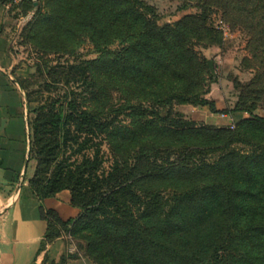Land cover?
<instances>
[{
	"label": "trees",
	"instance_id": "obj_1",
	"mask_svg": "<svg viewBox=\"0 0 264 264\" xmlns=\"http://www.w3.org/2000/svg\"><path fill=\"white\" fill-rule=\"evenodd\" d=\"M30 3L33 5L31 0H21L14 9ZM144 9L154 13L140 0H70L68 13L46 20L52 26L90 31L91 41L99 49L110 44L100 45L101 29L120 32L128 26L131 32L138 33L131 38L124 62L117 59L109 64L131 75L125 84L133 93L146 94L151 99L150 107L129 103L111 110L105 118L81 110L68 100L60 112L56 109L58 101L36 111L47 109L29 128L30 160L39 167L29 189L41 201L69 191L71 204L80 210L78 220L66 223L48 212L47 218L59 226L51 224L49 239L70 236L95 264H104L108 255L121 258L126 253L131 254L134 264H150L157 252L162 257L159 264H264V137L259 139L256 150L245 153L234 148L241 142L236 132L213 134L169 119L175 102L207 106L213 114L217 112L214 103L196 92L202 79L193 80L192 72L198 64L185 47L187 29L152 25L140 13ZM237 111L251 117L238 128L256 126L264 134V118L253 115L251 110ZM125 112H131L132 129H115L118 116ZM104 135L129 143L132 150L139 148V155L134 153L135 162L147 158L143 142L156 141L164 135L179 139L205 137L210 141V151L218 155L210 164L205 161L203 166L178 168L186 179L204 178L201 187L168 195L151 188L140 191L141 178L137 179V168L128 165V160H114L109 170L103 168L99 158L101 143L95 141ZM220 135L227 137L223 144L218 143ZM94 148V156L89 157L87 152ZM76 156L81 159L75 160ZM51 169V175L40 178ZM146 177L151 181L155 176L148 173ZM184 225L191 228L188 250L163 241L185 231ZM84 229L90 231L87 245L79 242L78 231Z\"/></svg>",
	"mask_w": 264,
	"mask_h": 264
},
{
	"label": "rangeland",
	"instance_id": "obj_2",
	"mask_svg": "<svg viewBox=\"0 0 264 264\" xmlns=\"http://www.w3.org/2000/svg\"><path fill=\"white\" fill-rule=\"evenodd\" d=\"M33 5L14 9L17 3L6 1L7 13L13 20L11 38L12 52L17 58L19 74L16 80L21 86L28 108V125L45 111L36 112L56 102L60 112L65 101H73L81 110H87L105 118L113 109L129 103L151 106L146 94L133 93L125 80L131 75L112 68L109 61L124 62L126 51L138 33L128 26L120 32H103L98 36L100 45L108 42L107 48H97L91 41L90 31L68 29L66 26H52L46 20L68 13L70 0H31ZM79 1V0H78ZM151 7L153 14L145 9L140 13L161 29L166 26H184L188 32L185 47L190 56L197 58L198 67L192 72L193 80L201 77L202 84L196 90L202 97L215 104L216 114L207 106H194L175 102L169 119L177 120L194 129L239 134L240 143L236 150L250 153L256 150L260 138L264 137L259 127L239 124L250 115L239 110H251L253 115L264 118V0H140ZM131 22L130 19H128ZM140 29V26H138ZM106 32V33H105ZM97 37V36H96ZM109 37H111L109 39ZM15 42V45H14ZM121 55V57H117ZM111 59V60H110ZM65 97L67 99L65 100ZM115 129H132L131 112L118 116ZM112 129V133L115 132ZM30 130V129H29ZM31 135V131H30ZM220 135L218 143H225ZM51 136H48V139ZM179 139L164 135L156 141L143 142L146 160L133 161L139 148L130 144L101 136L95 143H101L99 158L103 168L109 170L114 160L126 161L137 168L136 177L141 178L140 191L151 188L168 195L171 192L192 187H201L205 179H186L179 167L203 166L216 159L218 154L210 151L209 139L201 136H186ZM31 142V139H30ZM264 146V143H263ZM96 149L87 152L93 157ZM133 151V152H132ZM75 160L81 157L76 156ZM34 173L38 167L30 160ZM42 174L40 178L52 174ZM154 179L149 181L146 175ZM144 230L147 227L141 223ZM183 225V224H182ZM177 232L176 237L164 238V242L183 251L188 250L191 228ZM81 245H87L90 231H78ZM156 237V236H155ZM157 241L158 238L156 237ZM157 252L150 264L161 263ZM104 264H134L130 253L121 258L108 255Z\"/></svg>",
	"mask_w": 264,
	"mask_h": 264
},
{
	"label": "crops",
	"instance_id": "obj_3",
	"mask_svg": "<svg viewBox=\"0 0 264 264\" xmlns=\"http://www.w3.org/2000/svg\"><path fill=\"white\" fill-rule=\"evenodd\" d=\"M12 22L0 2V264H95L70 236L49 239L51 224L59 226L47 218L48 212L65 223L80 216L71 193L41 201L29 189L34 169L29 162L28 108L16 80Z\"/></svg>",
	"mask_w": 264,
	"mask_h": 264
},
{
	"label": "built area",
	"instance_id": "obj_4",
	"mask_svg": "<svg viewBox=\"0 0 264 264\" xmlns=\"http://www.w3.org/2000/svg\"><path fill=\"white\" fill-rule=\"evenodd\" d=\"M20 1H21V0H15V3H17V4H18V3H20Z\"/></svg>",
	"mask_w": 264,
	"mask_h": 264
}]
</instances>
